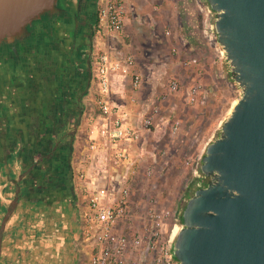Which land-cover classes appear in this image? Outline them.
Wrapping results in <instances>:
<instances>
[{
	"label": "crops",
	"instance_id": "obj_1",
	"mask_svg": "<svg viewBox=\"0 0 264 264\" xmlns=\"http://www.w3.org/2000/svg\"><path fill=\"white\" fill-rule=\"evenodd\" d=\"M132 36L127 23L124 32L109 38L102 50L119 57L134 55L132 51L140 55L136 41L123 44ZM19 52L0 61V227L9 208L15 207L5 225L0 264H89L96 241L83 233L87 203L76 173L87 151L89 115L98 116L96 74L87 85L70 69L56 67L54 58L40 63L26 49ZM135 69L143 75L141 87L134 89L130 76L112 74L111 100L128 110L140 128L151 107L144 98L151 96L143 95L147 76L139 62ZM148 131L143 130L142 140L131 148L132 166L113 164L107 179L101 175L106 185L111 177L124 181L133 170H145L155 161L157 154L146 150ZM106 149L94 162L96 172L105 170ZM145 178L139 176L133 210L142 204L134 198ZM120 185L113 181L115 195ZM129 224L126 218L117 232L122 234Z\"/></svg>",
	"mask_w": 264,
	"mask_h": 264
},
{
	"label": "water",
	"instance_id": "obj_2",
	"mask_svg": "<svg viewBox=\"0 0 264 264\" xmlns=\"http://www.w3.org/2000/svg\"><path fill=\"white\" fill-rule=\"evenodd\" d=\"M83 1L0 0V43L23 41L58 13H70L77 30ZM207 3L242 95L202 157L206 184L183 209L173 254L179 264H264V0ZM14 209L0 227V259Z\"/></svg>",
	"mask_w": 264,
	"mask_h": 264
},
{
	"label": "rangeland",
	"instance_id": "obj_3",
	"mask_svg": "<svg viewBox=\"0 0 264 264\" xmlns=\"http://www.w3.org/2000/svg\"><path fill=\"white\" fill-rule=\"evenodd\" d=\"M206 4L207 0L126 2V24L133 36L123 44L134 40L140 46V55L134 51L132 54L147 76L142 91L151 97L144 99L150 103L155 100L161 107L151 131L145 135L146 150L157 157L149 165V177L139 183L134 199L142 204L135 208L134 225L128 231L142 237V250L147 245L154 212L166 209L174 214L175 219L166 226L169 234L176 222L182 227L181 216L188 199L199 184L205 186L202 157L208 145L218 138L222 124L242 95L231 78L227 61L216 56L218 41L209 43L203 37L205 20L201 8ZM95 33L96 57L103 53L108 38ZM194 59L197 63H192ZM194 88L196 100L188 103L189 92ZM95 89L98 93V86Z\"/></svg>",
	"mask_w": 264,
	"mask_h": 264
},
{
	"label": "built area",
	"instance_id": "obj_4",
	"mask_svg": "<svg viewBox=\"0 0 264 264\" xmlns=\"http://www.w3.org/2000/svg\"><path fill=\"white\" fill-rule=\"evenodd\" d=\"M126 2L127 0H98L96 25L98 34L109 39L118 37L124 32L127 21ZM201 12L205 20L203 37L209 43L217 41L215 13L208 3L201 8ZM208 19H211L210 24ZM215 50L218 60L226 61L225 51L218 43ZM136 62L134 55L119 57L115 52L109 51H103L95 57L98 93L94 102L98 116L96 118L94 113L89 115L87 151L83 154L76 173L80 190L85 195L87 203L83 233L85 238L96 241V252L92 255L89 264H179L174 257L173 249L176 239L175 229L180 227L176 222L171 233H168L166 229L168 221L175 219L174 214L169 210L153 213L144 250H142V237L129 233L134 223L135 209H132V198L137 189L139 176L148 178L149 168L133 170L124 181L111 177L110 185H106L100 179L102 174H105L107 179L113 173V164L133 165L131 148L142 140V131H148L154 125V120L161 111L158 102L156 104L155 101L151 103L147 101V104H151L149 113L143 118L140 128H137L131 113L111 100L112 74L130 76L133 88L141 87L143 75L136 71ZM192 63H197V59ZM193 90L189 92L188 103L196 100L197 89ZM133 101L135 102L136 99ZM103 148H107L105 170L96 172L93 169L94 162ZM137 162L141 164L139 160ZM137 162L134 161L135 164ZM113 181L121 184L117 195L114 194L117 189L111 188ZM198 187H201V184ZM126 218L130 222L129 229L120 234L117 229Z\"/></svg>",
	"mask_w": 264,
	"mask_h": 264
},
{
	"label": "flooded vegetation",
	"instance_id": "obj_5",
	"mask_svg": "<svg viewBox=\"0 0 264 264\" xmlns=\"http://www.w3.org/2000/svg\"><path fill=\"white\" fill-rule=\"evenodd\" d=\"M96 7L98 9L97 3ZM70 16V13L55 14L49 22L39 25L37 30L23 41L16 44L8 41L0 43V61L13 55L18 46L19 49L31 52L32 58L37 62H48L54 58L56 67L67 71L70 69L75 79L79 78L80 81L82 79L84 83L91 85L96 74L94 56L96 33L94 29L89 28L80 36V21L76 30L74 18Z\"/></svg>",
	"mask_w": 264,
	"mask_h": 264
},
{
	"label": "trees",
	"instance_id": "obj_6",
	"mask_svg": "<svg viewBox=\"0 0 264 264\" xmlns=\"http://www.w3.org/2000/svg\"><path fill=\"white\" fill-rule=\"evenodd\" d=\"M97 2L98 0H84L82 2L81 10H80V33H79L80 36H83L89 28L91 30L94 29V31H96V25L98 23V9L96 7ZM203 182L205 185L206 181L204 180ZM181 222H182V216H181Z\"/></svg>",
	"mask_w": 264,
	"mask_h": 264
},
{
	"label": "bare ground",
	"instance_id": "obj_7",
	"mask_svg": "<svg viewBox=\"0 0 264 264\" xmlns=\"http://www.w3.org/2000/svg\"><path fill=\"white\" fill-rule=\"evenodd\" d=\"M234 105H235V104H234ZM178 230H179V229H175V234H176V235L178 234Z\"/></svg>",
	"mask_w": 264,
	"mask_h": 264
}]
</instances>
